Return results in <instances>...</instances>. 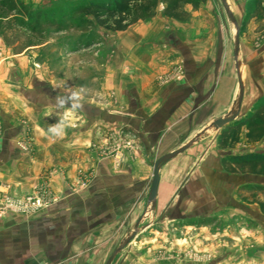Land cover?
Returning <instances> with one entry per match:
<instances>
[{
  "label": "crops",
  "instance_id": "1",
  "mask_svg": "<svg viewBox=\"0 0 264 264\" xmlns=\"http://www.w3.org/2000/svg\"><path fill=\"white\" fill-rule=\"evenodd\" d=\"M184 11L183 20L156 15L123 31L132 71L116 88L108 87L118 93L114 98L94 104L57 101L60 93L38 81L17 87L0 83V204L5 195L23 197L45 181L59 197L33 217L0 219V264H106L144 219L155 162L194 141L161 168L158 222L148 226L143 220L130 247L112 263L164 264L146 249L164 247L165 221L185 220L172 214L189 207L191 201L185 206L178 196L194 174L228 172L229 157L264 155V140L246 143L245 126L236 145H230L229 132L264 96V43L256 45L255 36L244 39L239 118L216 131L212 123L226 117L239 96L230 26L224 21L220 26L201 7ZM122 129L133 148L109 154ZM27 133L33 155L18 147ZM78 179L87 180L86 186L72 194L68 187ZM201 200L200 210H209ZM242 263L264 264V255Z\"/></svg>",
  "mask_w": 264,
  "mask_h": 264
},
{
  "label": "rangeland",
  "instance_id": "2",
  "mask_svg": "<svg viewBox=\"0 0 264 264\" xmlns=\"http://www.w3.org/2000/svg\"><path fill=\"white\" fill-rule=\"evenodd\" d=\"M15 1L28 7L32 15L41 13L42 19L36 34H33L19 21H11L13 16L1 12V84L17 87L19 84L33 85L38 81L57 91L55 93H60L57 94V101H63L64 97H67L76 102L94 104L117 96L118 93L114 88L119 82H123L120 78H126L132 71L124 51L127 46L126 33L105 30L99 27L91 16H78L77 20L66 24L64 31L58 27L60 21H67L69 17L75 15L74 10L94 0ZM226 1L238 23L240 48L244 39L248 38L251 42L252 36H255L256 45L264 43V18L254 15L255 0ZM200 7L205 15L213 17L217 23L220 22V26L223 21L230 26L231 44L235 46L236 28L228 18L222 0H207ZM163 9L164 6L160 4L154 17L161 15L165 20ZM84 22L90 25L84 27L82 26ZM121 46L124 49H121ZM238 63L240 73L243 66L239 58ZM110 85L114 88H108ZM234 109H236L235 105L229 113ZM132 141L125 129L120 130L117 144L110 149L109 154L133 148ZM18 147L24 153L34 154V141L29 133L24 134ZM258 149L256 151H261ZM116 156L113 158L120 161ZM256 170V173L253 169H247L237 174L225 171L213 172L203 177L200 173L194 174V179L180 191L178 196L179 199L183 198L181 201L184 203L190 200L189 207L185 209L183 206V209L174 210L172 214L175 217H179L180 214L185 220L178 221L181 222L178 225L172 223L175 220L165 221L167 241L164 247L155 249L148 246L146 251L155 261L164 264H243L242 262L248 259L264 255V170L260 168ZM56 174L60 176L62 173ZM86 181L78 179L70 184L69 192L78 193L84 189ZM198 181H202L201 185ZM220 189L223 190L221 193ZM56 195L48 181L23 197L7 194L0 204V219L9 214L30 218L43 213L58 201L59 197ZM30 198H39L44 205L26 214L19 213L17 206L12 205L5 214H2L6 204L24 205ZM199 199L207 202L206 204L210 206L209 210H200L205 206L199 201L197 204ZM209 203H212V206ZM148 204L144 211V219L140 223L146 219V225L153 226L158 222L160 212L156 210L157 207L152 208L149 202ZM169 214L171 216V213L167 216ZM139 224L136 226L137 229ZM129 236L125 237L121 244ZM175 241L180 243L176 244ZM128 246L130 247V244L124 249Z\"/></svg>",
  "mask_w": 264,
  "mask_h": 264
},
{
  "label": "trees",
  "instance_id": "3",
  "mask_svg": "<svg viewBox=\"0 0 264 264\" xmlns=\"http://www.w3.org/2000/svg\"><path fill=\"white\" fill-rule=\"evenodd\" d=\"M206 2L207 0H94L74 10L75 15L69 17L67 21H60L58 27L64 31L66 24L74 22L78 16H91L99 27L113 32H122L131 25L152 19L160 4L164 6L163 15L165 17L183 20L188 18V14L184 11L186 5L198 10L200 5ZM253 2L256 4L254 15L261 16L259 17L261 19L264 18V0ZM1 12L13 16L11 21H19L22 26L28 28L33 34H36V30L40 27L42 14L32 15L28 7L17 4L15 0H0V14ZM82 24L84 27L90 25L88 22ZM235 124L234 128L229 129V132H231V146L239 142L243 126L246 128L245 139L247 144L262 142L264 140V96L258 99L251 111ZM224 165L226 170L232 174L241 173L247 169H253L256 173V169L264 170V155L249 153L233 156L227 158Z\"/></svg>",
  "mask_w": 264,
  "mask_h": 264
},
{
  "label": "water",
  "instance_id": "4",
  "mask_svg": "<svg viewBox=\"0 0 264 264\" xmlns=\"http://www.w3.org/2000/svg\"><path fill=\"white\" fill-rule=\"evenodd\" d=\"M222 3L224 5L225 11L227 13V16L229 18V20L231 21V23L234 25V27L236 28V35H235V46H234V57L237 63V69H238V58H239V53L240 51V30L238 27V23L237 21H235V17L231 11V8L229 7V4L227 3L226 0H222ZM238 85H239V96L237 99V102L235 104L236 109H234L231 113H228V115L224 118L218 119L216 120L214 123H212L211 127L212 129L216 130V131H220L222 129H225V127L230 126L231 124H233L234 122H236L239 118V114H240V108L242 105V100L244 98V82L242 80V77L240 75V73H238ZM200 137V136H199ZM198 138V137H197ZM194 143V141L188 143L186 146L182 147L181 149L165 155L164 157L160 158L158 161L155 162V164L153 165V176H152V183H151V188H150V193H149V197H148V202L151 204L152 208L156 207V198L158 195V189H159V185H160V171L161 168L167 164L169 161H171L172 159H174L175 157H177L178 155L186 152ZM137 231L138 229L136 228L135 232L132 233L131 236H129V238L127 240H125L120 247L115 251V253H113L112 257L109 259V261L106 264H112V262L114 261V258L124 249V247L128 244H130V242L135 238V236L137 235Z\"/></svg>",
  "mask_w": 264,
  "mask_h": 264
},
{
  "label": "built area",
  "instance_id": "5",
  "mask_svg": "<svg viewBox=\"0 0 264 264\" xmlns=\"http://www.w3.org/2000/svg\"><path fill=\"white\" fill-rule=\"evenodd\" d=\"M12 205L17 206L16 208L19 210V213L26 214V213H29V211L31 212L33 210L41 208L44 204L42 203V200L39 198L38 199L30 198L27 200V202L24 205L8 203L4 206V208L2 210V214H5V212Z\"/></svg>",
  "mask_w": 264,
  "mask_h": 264
}]
</instances>
